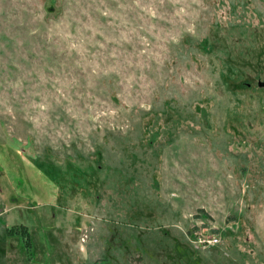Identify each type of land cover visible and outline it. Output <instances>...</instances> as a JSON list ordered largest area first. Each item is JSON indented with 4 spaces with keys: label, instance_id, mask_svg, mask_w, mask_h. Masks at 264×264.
<instances>
[{
    "label": "rangeland",
    "instance_id": "374dc122",
    "mask_svg": "<svg viewBox=\"0 0 264 264\" xmlns=\"http://www.w3.org/2000/svg\"><path fill=\"white\" fill-rule=\"evenodd\" d=\"M0 264H264V0H0Z\"/></svg>",
    "mask_w": 264,
    "mask_h": 264
},
{
    "label": "built area",
    "instance_id": "2783aa9c",
    "mask_svg": "<svg viewBox=\"0 0 264 264\" xmlns=\"http://www.w3.org/2000/svg\"><path fill=\"white\" fill-rule=\"evenodd\" d=\"M201 240H204V239H201ZM208 241L214 243L217 241V238L216 236H213L211 239H208Z\"/></svg>",
    "mask_w": 264,
    "mask_h": 264
}]
</instances>
